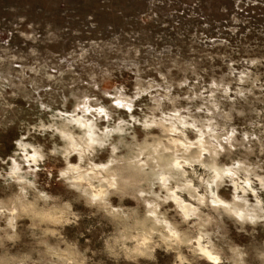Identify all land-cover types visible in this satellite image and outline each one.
Returning <instances> with one entry per match:
<instances>
[{
    "label": "clouds",
    "instance_id": "obj_1",
    "mask_svg": "<svg viewBox=\"0 0 264 264\" xmlns=\"http://www.w3.org/2000/svg\"><path fill=\"white\" fill-rule=\"evenodd\" d=\"M8 87L0 84V137H17L10 154L0 143V264H159L160 253L170 264H264V166L219 141L206 157L187 137L197 150H178L151 124L114 119L111 101L106 109L96 96L83 125L57 114L55 101L18 110ZM17 212L31 223L18 228Z\"/></svg>",
    "mask_w": 264,
    "mask_h": 264
},
{
    "label": "rangeland",
    "instance_id": "obj_2",
    "mask_svg": "<svg viewBox=\"0 0 264 264\" xmlns=\"http://www.w3.org/2000/svg\"><path fill=\"white\" fill-rule=\"evenodd\" d=\"M4 81L18 110L55 101L57 114L83 125L96 96L100 107L111 101L114 119L151 124L147 131L166 133L178 150L196 151L194 142L206 157L219 141L264 166V0H0ZM16 137L15 129L0 137L4 154ZM16 215L18 228L31 223ZM170 260L159 254V264Z\"/></svg>",
    "mask_w": 264,
    "mask_h": 264
}]
</instances>
